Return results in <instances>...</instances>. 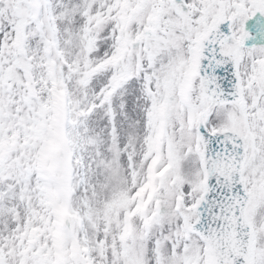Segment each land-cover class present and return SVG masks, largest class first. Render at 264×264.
I'll use <instances>...</instances> for the list:
<instances>
[{"label":"snow or ice","instance_id":"obj_1","mask_svg":"<svg viewBox=\"0 0 264 264\" xmlns=\"http://www.w3.org/2000/svg\"><path fill=\"white\" fill-rule=\"evenodd\" d=\"M0 264H264V0H0Z\"/></svg>","mask_w":264,"mask_h":264}]
</instances>
